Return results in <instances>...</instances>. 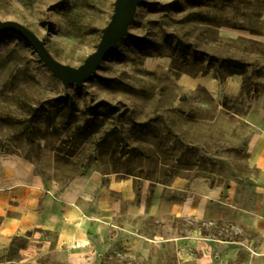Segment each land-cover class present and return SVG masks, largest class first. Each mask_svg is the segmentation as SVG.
Returning <instances> with one entry per match:
<instances>
[{"label": "rangeland", "instance_id": "374dc122", "mask_svg": "<svg viewBox=\"0 0 264 264\" xmlns=\"http://www.w3.org/2000/svg\"><path fill=\"white\" fill-rule=\"evenodd\" d=\"M0 19L22 22L78 67L100 45L109 0H0ZM0 152L24 155L55 190L93 170L115 173L111 53L87 83L66 87L25 37L1 31ZM85 209L0 242V264H118L117 213Z\"/></svg>", "mask_w": 264, "mask_h": 264}, {"label": "crops", "instance_id": "0c3cea01", "mask_svg": "<svg viewBox=\"0 0 264 264\" xmlns=\"http://www.w3.org/2000/svg\"><path fill=\"white\" fill-rule=\"evenodd\" d=\"M86 204L97 217L117 213L115 173L93 170L55 190L24 155L0 152V242L66 219H82Z\"/></svg>", "mask_w": 264, "mask_h": 264}, {"label": "water", "instance_id": "95a60500", "mask_svg": "<svg viewBox=\"0 0 264 264\" xmlns=\"http://www.w3.org/2000/svg\"><path fill=\"white\" fill-rule=\"evenodd\" d=\"M103 30L104 34L97 50L89 55L84 64L73 67L57 60L46 46V41L42 40L36 32L22 22L16 19H0V32L19 33L25 37L35 47L42 61L63 81L66 87L82 86L87 83L111 53L110 23Z\"/></svg>", "mask_w": 264, "mask_h": 264}]
</instances>
